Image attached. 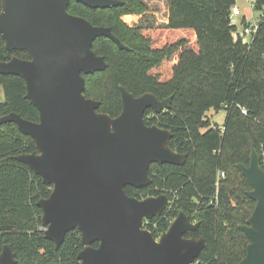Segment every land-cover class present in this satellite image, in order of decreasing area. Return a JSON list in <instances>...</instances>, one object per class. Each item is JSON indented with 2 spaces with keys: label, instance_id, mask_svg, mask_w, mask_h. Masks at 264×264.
<instances>
[{
  "label": "trees",
  "instance_id": "16d2710c",
  "mask_svg": "<svg viewBox=\"0 0 264 264\" xmlns=\"http://www.w3.org/2000/svg\"><path fill=\"white\" fill-rule=\"evenodd\" d=\"M236 0H169V21L159 26H129L122 16L146 9L142 0H124L113 8H94L72 0L70 13L96 26H109L129 46L121 49L110 38L98 37L93 49L105 58L107 68L85 74L84 94L100 100L99 112L121 114V86L135 96L154 93L172 97L168 109L145 113L148 125L172 131L170 146L186 155L182 164L150 166L153 182L138 188L127 185L128 195L144 199L166 194L168 207L144 222L158 239L178 214L187 213L195 230L187 238L206 240L199 264H235L247 253L250 241L241 225L256 207L248 191L253 187L238 163L250 164L255 147L264 168V0L256 9L263 19L250 43L235 40L232 7ZM3 0H0V13ZM14 56L30 59L28 50L8 49L0 34V62ZM4 99L0 116L16 112L39 122L40 111L27 97V82L15 74L0 73ZM227 110L223 124L207 118V112ZM247 113H244L243 110ZM39 153L36 141L15 122L0 124V254L10 244L16 264H81L82 232L69 231L56 248L46 237L43 210L54 184L16 156ZM225 177L218 179L219 172ZM99 242H94L97 247Z\"/></svg>",
  "mask_w": 264,
  "mask_h": 264
},
{
  "label": "water",
  "instance_id": "95a60500",
  "mask_svg": "<svg viewBox=\"0 0 264 264\" xmlns=\"http://www.w3.org/2000/svg\"><path fill=\"white\" fill-rule=\"evenodd\" d=\"M72 0H3L0 34L10 50H28L30 59L14 56L0 62V73L22 76L27 97L40 111L35 122L12 112L0 124L15 122L36 141L39 153L16 156L54 184L52 193L38 204L43 210L46 237L56 248L75 228L82 232L81 264H195L206 240L187 238L199 222L181 211L168 230L156 239L144 228L146 219L169 205L166 194L139 199L125 187L141 188L153 182V162L182 164L186 155L170 146L173 133L145 122L146 110L168 109L172 97L159 99L148 92L135 96L121 86L123 110L112 117L99 112L100 100L84 94L85 74L107 68L93 44L100 36L129 49L109 26H96L69 12ZM94 8H113L124 0H75ZM237 167L251 183L249 196L256 207L241 225L250 241L246 255L235 264H264V168L253 147L250 164ZM99 242L97 247L94 242ZM6 244L0 264H16Z\"/></svg>",
  "mask_w": 264,
  "mask_h": 264
},
{
  "label": "rangeland",
  "instance_id": "374dc122",
  "mask_svg": "<svg viewBox=\"0 0 264 264\" xmlns=\"http://www.w3.org/2000/svg\"><path fill=\"white\" fill-rule=\"evenodd\" d=\"M146 4V9L142 11H134L131 13L124 14L122 19L131 27H137L141 25L145 26H159L165 25L169 21V0H142ZM238 5L243 11V15L235 16L233 20L238 24L240 30L244 28V14H248V19L250 21H258L260 19V12L254 10V17H251L247 11L248 2L247 0H238ZM4 99V94L2 87L0 85V101ZM227 110L222 109L216 111L211 109L207 112V118H210L211 121L217 125H221L227 118Z\"/></svg>",
  "mask_w": 264,
  "mask_h": 264
},
{
  "label": "built area",
  "instance_id": "2783aa9c",
  "mask_svg": "<svg viewBox=\"0 0 264 264\" xmlns=\"http://www.w3.org/2000/svg\"><path fill=\"white\" fill-rule=\"evenodd\" d=\"M249 6H248V13L251 17H254V10L256 9V5H257V0H247ZM232 19L235 16H241L243 15V11L241 9V7L238 5V0H236V3L233 5L232 9ZM258 11V10H257ZM260 12V11H259ZM260 19L258 21H250V19H248V14H244L243 18H244V28L242 30H240L238 24L233 20V25H235L236 29L233 31V36L235 40H241L244 43H250L252 41V39L254 38V35L256 34V32L259 29L260 26V21L263 19V12H260ZM244 113H247V111L244 109L243 110ZM225 177V172L221 171L218 174V179L224 178ZM195 264H199V261L196 259Z\"/></svg>",
  "mask_w": 264,
  "mask_h": 264
}]
</instances>
